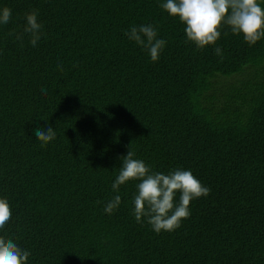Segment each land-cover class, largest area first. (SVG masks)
<instances>
[{
    "label": "trees",
    "instance_id": "1",
    "mask_svg": "<svg viewBox=\"0 0 264 264\" xmlns=\"http://www.w3.org/2000/svg\"><path fill=\"white\" fill-rule=\"evenodd\" d=\"M164 2L0 0L12 13L0 25V198L27 264H264V39L225 26L199 49ZM139 25L166 41L157 62L125 35ZM48 126L42 146L35 130ZM129 147L151 172L191 171L209 189L174 231L137 222L138 181L113 191Z\"/></svg>",
    "mask_w": 264,
    "mask_h": 264
},
{
    "label": "clouds",
    "instance_id": "2",
    "mask_svg": "<svg viewBox=\"0 0 264 264\" xmlns=\"http://www.w3.org/2000/svg\"><path fill=\"white\" fill-rule=\"evenodd\" d=\"M160 6L170 17L185 25L186 43L191 42L199 49L215 45L225 26L233 34L242 35L249 45H255L264 39V7L261 0H165ZM11 14V9L3 8L0 11V25L8 24ZM25 19L24 32L30 34L31 43L36 46L41 38L42 27L37 21V13H26ZM125 35L147 49L153 62L159 60L166 41L157 39L155 27L133 26ZM215 53L218 56L223 54L218 47ZM60 70H63L62 67ZM35 135L42 146H45L55 139L56 134L53 127L48 126L46 129L37 128ZM121 160L122 167L112 189L118 193L122 185L138 181V192L133 198V215L137 222L147 217V222L157 234L179 228L181 221L190 215L191 201L209 193V189L191 171L176 169L169 174L151 172L144 161L135 158L130 147ZM178 192L180 198L177 204L175 197ZM120 203L121 197L116 195L105 205L104 211L110 215ZM12 222L11 207L6 199L0 198V233H4L0 235V264H27L30 252L19 247L12 239H5Z\"/></svg>",
    "mask_w": 264,
    "mask_h": 264
}]
</instances>
